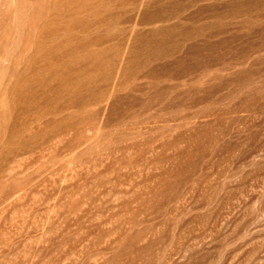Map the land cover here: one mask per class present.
I'll list each match as a JSON object with an SVG mask.
<instances>
[{"label": "rangeland", "instance_id": "rangeland-1", "mask_svg": "<svg viewBox=\"0 0 264 264\" xmlns=\"http://www.w3.org/2000/svg\"><path fill=\"white\" fill-rule=\"evenodd\" d=\"M0 264H264V0H0Z\"/></svg>", "mask_w": 264, "mask_h": 264}]
</instances>
